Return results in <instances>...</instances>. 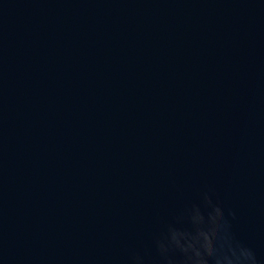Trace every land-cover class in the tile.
<instances>
[{"label":"water","instance_id":"obj_1","mask_svg":"<svg viewBox=\"0 0 264 264\" xmlns=\"http://www.w3.org/2000/svg\"><path fill=\"white\" fill-rule=\"evenodd\" d=\"M0 264H264V0H0Z\"/></svg>","mask_w":264,"mask_h":264}]
</instances>
